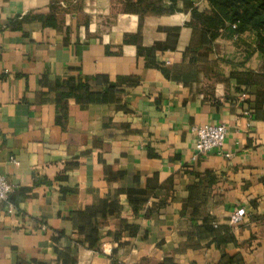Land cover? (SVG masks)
Masks as SVG:
<instances>
[{
  "label": "crops",
  "instance_id": "obj_1",
  "mask_svg": "<svg viewBox=\"0 0 264 264\" xmlns=\"http://www.w3.org/2000/svg\"><path fill=\"white\" fill-rule=\"evenodd\" d=\"M161 5L0 0V264H264V104L234 75L260 55L237 66L235 38ZM210 123L224 147L195 158ZM105 198L100 250L78 245V211Z\"/></svg>",
  "mask_w": 264,
  "mask_h": 264
},
{
  "label": "trees",
  "instance_id": "obj_2",
  "mask_svg": "<svg viewBox=\"0 0 264 264\" xmlns=\"http://www.w3.org/2000/svg\"><path fill=\"white\" fill-rule=\"evenodd\" d=\"M167 1L170 2L167 9L161 5L149 10L162 14L181 9L178 6L179 0ZM182 1L184 7L191 9L189 23L202 28L205 37H211L213 40L221 35L235 38L237 46L241 50L244 48L245 58L239 61L237 66L246 67L254 54H259L264 64V0H208L210 5L208 11H200L190 0ZM142 12L148 11L142 10ZM234 75L239 84H245L247 90L256 96L257 105L262 106L264 104V66L257 70L251 68L237 70ZM60 178H67V174L63 173L59 176ZM137 204L138 202L131 200V205L137 206ZM119 206L116 201L105 198L88 204L84 210L78 211L81 238L77 239V244L87 245L99 251L103 235L97 226V214L102 213L103 216L113 214L120 210ZM66 259L71 260V264H75L72 256Z\"/></svg>",
  "mask_w": 264,
  "mask_h": 264
},
{
  "label": "built area",
  "instance_id": "obj_3",
  "mask_svg": "<svg viewBox=\"0 0 264 264\" xmlns=\"http://www.w3.org/2000/svg\"><path fill=\"white\" fill-rule=\"evenodd\" d=\"M192 131L195 134V158L214 150L223 149L227 136V127L224 123L194 125ZM226 155L230 156L229 153ZM14 189L15 185L5 175L0 174V202L5 203L8 213L16 211V205L11 200V193ZM246 217L247 211L241 207L231 213L229 222L233 226H238Z\"/></svg>",
  "mask_w": 264,
  "mask_h": 264
},
{
  "label": "rangeland",
  "instance_id": "obj_4",
  "mask_svg": "<svg viewBox=\"0 0 264 264\" xmlns=\"http://www.w3.org/2000/svg\"><path fill=\"white\" fill-rule=\"evenodd\" d=\"M240 50H241V48H240ZM241 51H244V48H242V50ZM242 60L245 58V55H244V53H242ZM258 54H254V56H252L251 57V59H249V61L247 62V64L249 63H252L253 62V59H255V57L257 56ZM259 56V55H258ZM258 59H260L259 61L261 62L260 63V65H259V67H258V69L259 68H261V66H264V64H263V59L261 58V56H260V58H258Z\"/></svg>",
  "mask_w": 264,
  "mask_h": 264
}]
</instances>
